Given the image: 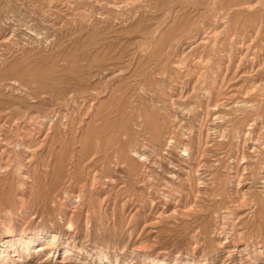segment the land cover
Returning a JSON list of instances; mask_svg holds the SVG:
<instances>
[{
    "label": "rangeland",
    "instance_id": "374dc122",
    "mask_svg": "<svg viewBox=\"0 0 264 264\" xmlns=\"http://www.w3.org/2000/svg\"><path fill=\"white\" fill-rule=\"evenodd\" d=\"M0 264H264V0H0Z\"/></svg>",
    "mask_w": 264,
    "mask_h": 264
}]
</instances>
